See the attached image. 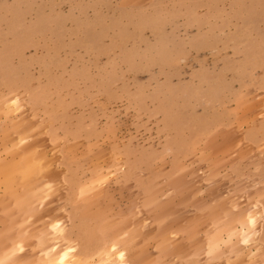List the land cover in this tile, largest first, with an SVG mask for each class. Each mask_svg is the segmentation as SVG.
<instances>
[{"label": "rangeland", "instance_id": "obj_1", "mask_svg": "<svg viewBox=\"0 0 264 264\" xmlns=\"http://www.w3.org/2000/svg\"><path fill=\"white\" fill-rule=\"evenodd\" d=\"M67 248L264 264V0H0V264Z\"/></svg>", "mask_w": 264, "mask_h": 264}, {"label": "bare ground", "instance_id": "obj_2", "mask_svg": "<svg viewBox=\"0 0 264 264\" xmlns=\"http://www.w3.org/2000/svg\"><path fill=\"white\" fill-rule=\"evenodd\" d=\"M72 251H74V249L69 248L67 251L63 252L62 254H60L61 253L60 252L59 255L58 254L53 255L54 257L56 255L58 256H56L55 259L54 257L52 258L50 257L51 261L49 262V264H72L71 259H70L72 258L71 256ZM119 258H120V262H119L120 264H128L126 259L123 256V253L119 254Z\"/></svg>", "mask_w": 264, "mask_h": 264}]
</instances>
